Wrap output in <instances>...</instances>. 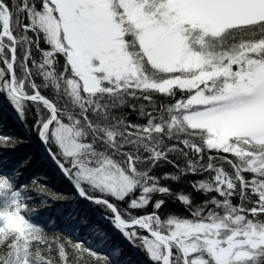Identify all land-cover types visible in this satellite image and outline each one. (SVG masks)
Here are the masks:
<instances>
[{
    "label": "trees",
    "instance_id": "1",
    "mask_svg": "<svg viewBox=\"0 0 264 264\" xmlns=\"http://www.w3.org/2000/svg\"><path fill=\"white\" fill-rule=\"evenodd\" d=\"M1 1L10 14V33L15 40V44L10 42L15 48L14 82L24 81L21 96L37 92L42 101L12 94L6 50L0 52V174L13 181L12 186L0 187V202L18 185L29 221L47 236L24 242L15 232L11 241L0 238V264H22L21 243H26L32 264H162L144 249L145 237L154 238L141 226L127 227L121 233L108 202L125 222L148 218L209 225L212 219L235 214L264 227V204L257 191L264 187V166L247 168V161L237 154L211 148L204 130L174 125L178 113L205 107H187L191 96L217 97L222 92L220 85L229 81L159 92L141 87L140 82L119 79L101 83L95 92L80 88L73 94L68 86L73 76L68 56L53 49L39 22L50 0ZM144 1L151 12L161 2ZM2 25L0 21V36ZM202 34L208 39L206 49H193L207 64L221 67L233 60L238 67L254 58L255 66L264 65V20L232 26L218 34ZM127 35L133 39L137 32ZM8 59L10 63V56ZM144 63L145 73L159 75ZM253 78L261 80L264 73ZM243 85L247 86V81ZM9 94L17 98L19 106H14ZM46 100L54 105L61 123L65 124L68 113H74L70 119L77 121L79 129L75 154L64 151L53 129L43 147L40 127L52 114ZM9 113L16 121L9 119ZM87 156L129 167L126 174L132 188L125 197L105 194L82 179L78 164L86 162ZM52 159L68 170L67 176L60 175ZM218 176L229 179L230 186L221 184ZM71 179L77 180L87 198L106 201L83 197ZM152 230L159 233L155 226ZM179 247L175 242L169 264H223L203 250L187 254ZM227 264H264V248L246 262Z\"/></svg>",
    "mask_w": 264,
    "mask_h": 264
},
{
    "label": "rangeland",
    "instance_id": "2",
    "mask_svg": "<svg viewBox=\"0 0 264 264\" xmlns=\"http://www.w3.org/2000/svg\"><path fill=\"white\" fill-rule=\"evenodd\" d=\"M144 2L50 0L45 6L39 22L53 49L68 56L73 74L69 77L68 86L72 93L81 89L95 92L100 89L101 83L119 79L140 82L141 87L159 92H167L174 87L193 90L204 84L229 81L220 85L222 92L217 97H205L198 93L191 96L186 102L187 107L199 104L205 107L186 114L178 113L174 125L204 130L211 148L237 154L247 161V168L256 170L264 166V78L258 80L264 73V65L255 66L254 58L238 67L233 60L221 67L211 65L193 49H206L208 39L202 33L218 34L232 26L264 20V0H161L152 12ZM0 21L2 24L7 22V10L1 6ZM8 25L9 30L1 32L0 52L6 50L10 72L8 57L11 59L15 48L10 43V22ZM128 32H137V35L130 39ZM144 61L148 62L151 71L159 74L157 77H150L143 71ZM260 68L263 69L260 71ZM256 75L258 79L253 78ZM245 81L247 86L243 85ZM24 86V81L18 85L13 82L17 93L24 94ZM8 97L14 106H19L17 98L11 94ZM32 100L39 102L40 99L33 97ZM45 106L52 114L40 127L41 143H47L53 129L65 152H78L76 136L79 129L77 121L70 119L74 113L66 115L64 124L59 122L58 115L53 114L48 103ZM14 116L9 113L10 120L16 121ZM102 159L87 156L86 162H80L82 179L105 194L122 199L132 188L129 174H126L129 167L121 168L112 160ZM51 162L55 164L53 159ZM57 170L62 176L68 175V170L61 165ZM217 179L221 184L226 182L230 186V180L224 179V176ZM12 182V179L0 174V187L12 186ZM78 184L77 191L87 198ZM13 188L15 191L11 196L0 202V238L11 241L13 236L10 235L15 232L21 234L24 242L28 238L40 240L42 236L46 237L44 229L29 221L26 204L17 192L18 185ZM257 191L264 204V187ZM140 222L152 229L154 226L158 228L156 231L161 234L158 237L172 244L171 248L178 241L179 248L187 254L203 250L223 264L246 262L257 250L264 248V227L245 222L235 214L222 217V220L212 219L209 225L172 219L159 221L144 218ZM114 224L123 234L125 228L130 227L119 215ZM41 242L44 243L43 240ZM144 242L148 255L167 264L172 249L167 256L168 247L149 237H145ZM25 244H20L22 264H32ZM45 245L48 247V241Z\"/></svg>",
    "mask_w": 264,
    "mask_h": 264
},
{
    "label": "water",
    "instance_id": "3",
    "mask_svg": "<svg viewBox=\"0 0 264 264\" xmlns=\"http://www.w3.org/2000/svg\"><path fill=\"white\" fill-rule=\"evenodd\" d=\"M0 6L6 9L5 4H4L1 0H0ZM6 10H7V9H6ZM9 20H10V14H9V12H8V10H7V22H6V21L4 22V24H3V30H2V31H4L5 29L9 30V25H8ZM10 38L12 39V41H13L14 44H15V40H14V38H13V36H12L11 33H10ZM14 60H15V51L12 52L11 59H10V90H11L12 94L15 95V96H19V97L25 98V99H30V98H33V97H38V95H33V96H21L19 93H17V92L13 89V82H14V80H13V76H14ZM46 101H47V100H46ZM47 103L51 106V108H52V110H53V114H55V113H54V112H55L54 105H53L50 101H47ZM14 117H15V116H14ZM43 147L45 148V145H43ZM54 162H55L56 166L59 167V166H58V163H57L56 161H54ZM71 181H72L73 183H76V181L73 180V179H71ZM76 184H77V183H76ZM78 187H79V190H80V189L82 190V187H80L79 185H78ZM89 200H95V199H93V198H89ZM96 200H97V201H106V200H104V199H102V198H98V199L96 198ZM96 200H95V201H96ZM108 204H110L111 207L114 209V211H115V215H116L115 217L118 218V212L116 211L115 206L112 205V204L109 203V202H108ZM126 224H127L128 226H130V227H131V226H141L142 228L146 229L147 232H148V234H149L151 237H153L157 242H159V243H161L162 245H165L166 247L169 248V250H168V252H167V256H170V253H171V245H170L166 240L159 238V237H158V236L160 235L159 233L153 231L152 229H150V228H149L148 226H146V225H143V224H136V222H126ZM167 264H169V260H168Z\"/></svg>",
    "mask_w": 264,
    "mask_h": 264
},
{
    "label": "bare ground",
    "instance_id": "4",
    "mask_svg": "<svg viewBox=\"0 0 264 264\" xmlns=\"http://www.w3.org/2000/svg\"><path fill=\"white\" fill-rule=\"evenodd\" d=\"M9 21H10V20H9ZM3 24H4V23H3ZM140 220H141V219H138V220L133 221V222H136V224H140V223H141ZM131 227H133V226H131Z\"/></svg>",
    "mask_w": 264,
    "mask_h": 264
}]
</instances>
